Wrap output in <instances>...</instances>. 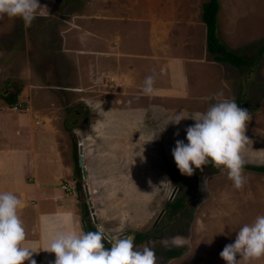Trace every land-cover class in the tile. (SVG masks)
Segmentation results:
<instances>
[{
	"label": "rangeland",
	"instance_id": "1",
	"mask_svg": "<svg viewBox=\"0 0 264 264\" xmlns=\"http://www.w3.org/2000/svg\"><path fill=\"white\" fill-rule=\"evenodd\" d=\"M204 1L39 0L46 7L28 28L19 18L0 17V112L12 118L31 112L38 123L32 141L40 171L57 187V205L66 208L62 226L52 224L54 233L71 227L72 220L84 232L99 226L109 236L134 239L143 231L150 240L134 243L139 250L186 244V252L171 261L155 254L156 264H226L219 255L223 243L214 244V255L200 250L201 241L228 234L234 242L240 227L264 215V172L243 168L246 183L237 190L226 174L209 165L191 177L181 175L172 156L176 140L187 143L185 129L195 121L168 125L169 118L182 110L204 112L223 92L229 100L242 96L251 115L245 163L264 164V51L258 52L264 45V0H219L217 35L229 48L254 58L247 73L207 51ZM114 28L127 29L133 38L137 31L152 52L142 56L140 49L121 44L118 32L111 33ZM80 30L84 42L98 37L101 42L88 45L83 61L64 57L62 50L80 47L75 39ZM118 45L122 56L100 52L118 50ZM100 55L107 56L105 61ZM130 66L142 74L129 76ZM149 75L155 80L150 97L142 91ZM17 90L9 102L6 96ZM30 106L35 112L27 110ZM3 127L0 115V145L24 141L13 133L6 139ZM79 143L86 178L79 176L80 165L75 169L74 144L78 155ZM179 197L175 209L168 201ZM32 258L42 262L40 254ZM44 261L54 264L51 253L44 252ZM251 264H264V258Z\"/></svg>",
	"mask_w": 264,
	"mask_h": 264
},
{
	"label": "clouds",
	"instance_id": "2",
	"mask_svg": "<svg viewBox=\"0 0 264 264\" xmlns=\"http://www.w3.org/2000/svg\"><path fill=\"white\" fill-rule=\"evenodd\" d=\"M45 7L39 0H0V17L19 18L28 28L38 11ZM154 84L153 76L145 77L142 89L145 96L153 95ZM215 100L204 112L186 114L182 110L169 118L168 125L178 126L185 119L195 121L185 129L187 143L176 140L172 156L181 175L191 177L195 169L203 172L204 166L211 164L240 190L246 183L242 154L248 141L245 129L251 115L234 99H225L223 92L217 93ZM22 207L23 202L16 194L0 191V264H25V261L36 264L32 257L37 251L26 243V231L19 215ZM68 222L71 223L70 217ZM105 241L110 247L105 246ZM41 250L55 254L54 264H156L151 248L145 246L139 250L133 237L109 236L103 227L88 232L66 227L49 237ZM219 255L226 264H251L264 258V215L240 227L234 242L225 245Z\"/></svg>",
	"mask_w": 264,
	"mask_h": 264
},
{
	"label": "crops",
	"instance_id": "3",
	"mask_svg": "<svg viewBox=\"0 0 264 264\" xmlns=\"http://www.w3.org/2000/svg\"><path fill=\"white\" fill-rule=\"evenodd\" d=\"M74 12L78 13V11H75V10ZM126 31L127 29L114 28L111 33L114 34L115 32H118L117 36L119 37V39H121L120 43L122 44L124 42H127L129 48L140 49L141 51L140 53L142 54V56H148L150 52H152L153 50L152 46H148V43L144 40V38L139 37V33L137 31L136 33L138 35L136 34L135 35L136 37L134 38L132 37V35H130L128 31H127L128 33L127 34ZM83 34L84 32L80 30L77 35L78 37L75 38L76 40L79 39V41H81L79 43L80 47H78L77 49L75 48V51L74 49L71 51L62 50L64 53L63 54L64 57L73 56V58H75L77 56V58L82 61L84 60L85 57L88 58V55H86V53L88 52L87 50L89 49L88 45L97 46L96 40H98V38L100 37L95 38L94 40L95 43L94 41L93 42L90 41L88 38L86 42H84V39L79 37V36H82ZM101 40L102 38H100V42ZM106 45L108 44L106 43ZM117 47H118V50L111 48V49L100 50V52L109 54L114 50L116 51L115 52L116 54L122 56L121 55L122 50L119 49V45L115 46L114 48H117ZM121 47L124 48L125 46L122 45ZM80 48H83L84 51L82 52L83 49H80ZM119 50L121 51L117 52ZM156 54H161V53L158 52ZM151 56H152V53H151ZM153 56H156V55H153ZM158 56L160 57L161 55H158ZM100 57L101 59H103V61H105V57L107 56L100 55ZM153 61L161 62V59L153 58ZM99 66L100 64L98 65V68ZM120 68H123L121 67V64H120ZM129 70H130L128 73L129 76L134 75L133 73H136L137 75H139L140 71L138 68L134 70L133 67L130 66ZM141 74L142 72H140V75ZM125 79H126V76L124 77V80ZM34 108L35 107L30 106L27 108V110L34 111ZM30 113L21 112L17 114L19 116L12 118V117H8L7 115L5 116L4 115L5 113L0 112L1 120L4 125L3 135H5V138L8 139V137H10L9 133L11 134L13 133V135L15 136L19 135V136L24 137V141L22 142L12 139L0 145V191L12 192L16 194L22 200L23 207L20 210L19 215H20L21 220L23 221V225L27 233L26 236L28 238L26 237V243L28 244L30 248H33L37 251L34 254H40V260H42L41 263L45 264L46 262L44 261L45 251L41 250L45 247V243L43 240L44 238L48 239L53 234H55L54 231L52 230V227H53L52 224L54 221H59L60 222L58 224L59 226H62L61 222H65L63 215H64V209L66 211V208L65 207L63 208L61 204L57 205L58 200L54 198V196L56 195V192L58 191L57 187L50 184L45 179H43L44 177H48V176H44L43 172L41 173L40 171L41 164H40V160L37 158L38 152L37 150L33 148V141H32L33 133L34 134L37 133L35 124H38V123L34 122L35 117L31 116ZM2 114L4 115V117H2ZM44 126H45V123L41 125L42 128ZM44 164L47 165L48 167L50 166V163L46 161H44ZM68 214L70 213L68 212ZM71 227H73L77 231H82V232L85 231L84 226L80 228L77 222L73 220H72ZM43 229L45 230L44 235L42 233ZM208 242H211V243L209 244ZM208 242L201 241L200 250L203 249L205 251L206 248H208L211 254H214V248L217 247L214 244H216L217 242L223 243V245L219 246V249L221 248V250L225 247V245H227V243L228 244L233 243L232 238H230L228 234L225 235V238H208ZM176 258L178 257H172L168 260L171 261ZM55 259H56L55 254L51 253V260L55 261Z\"/></svg>",
	"mask_w": 264,
	"mask_h": 264
},
{
	"label": "trees",
	"instance_id": "4",
	"mask_svg": "<svg viewBox=\"0 0 264 264\" xmlns=\"http://www.w3.org/2000/svg\"><path fill=\"white\" fill-rule=\"evenodd\" d=\"M220 7L219 0H205L202 3V20L205 23L206 26V49L208 52L213 54V57L216 60H222V61H227L230 64L234 65L240 73H247L248 69H251L254 58L253 57H245L242 54L234 51L233 49L229 48L223 41L220 40L219 36L217 35V14L218 10ZM264 51V45H262L258 52L261 53ZM18 93V90L14 92L13 94H8L6 96V99L9 102H13L16 98V95ZM235 102L242 108H245V99L243 100L242 96H238L237 98L234 99ZM76 146L74 144V156L76 158V166L75 169L78 171L80 170L79 163H78V155L76 152ZM211 166V164H209ZM194 167V166H193ZM212 167V166H211ZM244 168H251L259 172H264V164H244ZM196 171H199V169H195ZM79 176L81 177V172L78 171ZM78 176V177H79ZM76 187L78 189H81V183L80 180H77L75 182ZM78 195H80V191H78ZM181 198H176L174 201H168L175 209L179 208L181 205ZM86 204V203H84ZM84 209H86V214H88V207L84 205ZM88 211V212H87ZM88 222L91 224V218L88 219ZM92 231H96L97 229L95 226H93ZM148 234L143 231H137L135 233L134 237V243L140 242L142 240H147L149 241L150 238H147ZM105 246L110 247V245L105 241ZM152 250L155 252L156 255L162 256L165 260H168L172 257H179L182 255L184 252H186V244H178L174 245L171 247L167 246H160L156 244Z\"/></svg>",
	"mask_w": 264,
	"mask_h": 264
},
{
	"label": "water",
	"instance_id": "5",
	"mask_svg": "<svg viewBox=\"0 0 264 264\" xmlns=\"http://www.w3.org/2000/svg\"><path fill=\"white\" fill-rule=\"evenodd\" d=\"M82 144L79 143V146H78V163L80 164L81 166V175L83 178H86L87 177V170H86V166L83 164V151H82ZM90 203V202H89ZM91 211H92V208L90 207ZM163 210H161L162 212ZM92 215V220L95 222L96 221V216L94 215V213L91 214ZM161 215V213H160ZM99 227V226H97ZM132 237V235H130Z\"/></svg>",
	"mask_w": 264,
	"mask_h": 264
},
{
	"label": "built area",
	"instance_id": "6",
	"mask_svg": "<svg viewBox=\"0 0 264 264\" xmlns=\"http://www.w3.org/2000/svg\"><path fill=\"white\" fill-rule=\"evenodd\" d=\"M20 104V103H19ZM21 105V104H20ZM15 107L17 108V105H15Z\"/></svg>",
	"mask_w": 264,
	"mask_h": 264
}]
</instances>
